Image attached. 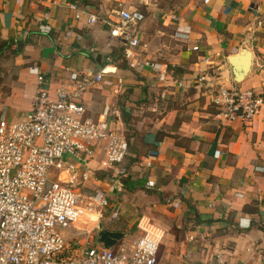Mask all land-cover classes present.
I'll return each instance as SVG.
<instances>
[{
  "label": "crops",
  "instance_id": "1",
  "mask_svg": "<svg viewBox=\"0 0 264 264\" xmlns=\"http://www.w3.org/2000/svg\"><path fill=\"white\" fill-rule=\"evenodd\" d=\"M71 3L78 5V20ZM156 7L138 6L151 25L138 51L141 59L167 66L163 80L117 57L120 46L102 23L117 9L113 0H0V45L7 42L0 53V119L21 121L32 111L37 81L31 68L42 74L51 98L68 85L70 72L105 69L81 97L86 116L95 120L107 109L112 128L133 136L118 178L102 170L101 146L88 162L82 191L108 198L97 222L131 240L142 235L140 222L160 229L159 264H208L217 253L227 264H264V171H256L264 170V114L250 125L221 124L212 104L220 85L264 97V0H181L161 26ZM91 15L98 22L89 24ZM24 41L30 43L17 54L14 43ZM243 48L252 53L251 67L237 84L229 58ZM155 91L163 104L180 108L144 113ZM148 180L154 188H145ZM97 222L87 235L95 247Z\"/></svg>",
  "mask_w": 264,
  "mask_h": 264
},
{
  "label": "built area",
  "instance_id": "2",
  "mask_svg": "<svg viewBox=\"0 0 264 264\" xmlns=\"http://www.w3.org/2000/svg\"><path fill=\"white\" fill-rule=\"evenodd\" d=\"M113 2L117 9L102 23L118 42L123 59L131 69L149 71L163 80L167 66L141 59L138 51V30L145 21L138 6L147 7L150 0ZM68 8L78 20V5L71 3ZM87 22L95 24L98 19L91 15ZM31 71L37 81L32 111L21 121L0 119V264H159L163 232L148 222L139 223V238H124L109 249L88 244L79 252L78 246L73 248L79 244L76 237L72 242L62 238L59 229L69 228L83 215L104 218L107 196L81 189L90 179L87 165L96 147L101 146L104 153L102 170H111L113 178H118L128 143L112 128L107 109L94 120L86 116L81 102L102 81L105 69L95 75L70 72L68 85L57 90L55 98L50 97L42 74L36 68ZM212 104L213 119L221 124L250 125L264 114V97L236 87L217 86ZM52 175L55 180H50ZM114 187L122 185L115 181ZM145 188H154V183L148 180ZM115 217L113 213L111 219ZM208 264L227 262L217 253Z\"/></svg>",
  "mask_w": 264,
  "mask_h": 264
},
{
  "label": "rangeland",
  "instance_id": "3",
  "mask_svg": "<svg viewBox=\"0 0 264 264\" xmlns=\"http://www.w3.org/2000/svg\"><path fill=\"white\" fill-rule=\"evenodd\" d=\"M180 1L181 0H150V3H152L155 7H156V5H158V9H157V7L155 9V12H157V14H158L156 16L158 18V19L156 18L157 26H161L163 18L168 16L170 13H172V12L174 13L176 11V6H178ZM160 8H161V10H160ZM151 9H153V7ZM145 17H146L145 23L141 24V26L139 27L138 33H139V36L140 35L143 36L144 40L146 41L147 37L150 33V29L148 28V26H151V25H150V17L148 15H145ZM147 20H148V23H146ZM143 26H145V28H146L144 31L142 28ZM139 39H140V37H139ZM141 42H143V41H141ZM143 43H145V42H143ZM155 92L156 93H152V99H151L152 102L147 104L148 106H146L147 108H145V111H143L144 113L151 112V111H148V109L149 110L152 109L155 111L154 115H159V114L161 115L164 113L165 109L167 111H169V109L173 110V109H179L180 108V105H174L172 107L166 106L165 104L162 103L163 99L161 98V94L158 91H155ZM173 111H175V110H173ZM126 136L127 135L124 134V137H126ZM128 136H129V134H128ZM55 179H56V175H52L50 177V180H55ZM97 221L98 220H96L94 217L83 215L81 220H79L74 225H71L69 228L59 229V233L61 234L62 238L67 242H72V240L76 237L77 238L76 240L79 241L80 244H74L73 248H76L78 246L77 249H79V252H81L84 249L88 248V244H87L88 237H87V235H89L88 232L91 230V227L95 226Z\"/></svg>",
  "mask_w": 264,
  "mask_h": 264
},
{
  "label": "water",
  "instance_id": "4",
  "mask_svg": "<svg viewBox=\"0 0 264 264\" xmlns=\"http://www.w3.org/2000/svg\"><path fill=\"white\" fill-rule=\"evenodd\" d=\"M251 58L252 53L246 48H243L240 54L229 58L235 83H241L248 76L251 67ZM124 237V233L107 231L103 228L102 222H97L95 227V242L99 247L109 249Z\"/></svg>",
  "mask_w": 264,
  "mask_h": 264
},
{
  "label": "trees",
  "instance_id": "5",
  "mask_svg": "<svg viewBox=\"0 0 264 264\" xmlns=\"http://www.w3.org/2000/svg\"><path fill=\"white\" fill-rule=\"evenodd\" d=\"M28 43H30V42H28V41H24V42H15L14 44L16 45V49H15V52L17 53V54H19V53H21V51H22V49H23V47L25 46V45H27ZM7 44V42H5V43H2L1 45H0V53L2 52V45H6ZM117 57L121 60V62L125 65L126 64V66L128 67V64H127V62L123 59V56H122V52H121V48H120V50H118L117 51ZM121 55V56H120ZM123 113V112H122ZM123 116H124V118H123V121H124V124L128 127V130H130V131H132V123L130 122V119H128V117L125 115V114H122ZM136 133V131L135 130H133V134H135ZM132 134V133H131ZM131 134L129 135V136H126V137H124L125 138V140L127 141V143L129 144L130 143V139L132 138V136H131ZM129 146V145H128ZM128 150H129V147H128ZM250 210H249V208L246 206V207H244L243 208V213H247V212H249Z\"/></svg>",
  "mask_w": 264,
  "mask_h": 264
}]
</instances>
